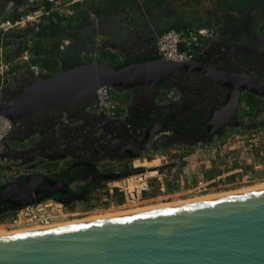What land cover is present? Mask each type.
<instances>
[{"label":"water","instance_id":"obj_1","mask_svg":"<svg viewBox=\"0 0 264 264\" xmlns=\"http://www.w3.org/2000/svg\"><path fill=\"white\" fill-rule=\"evenodd\" d=\"M192 70L229 88L226 103L206 122L210 130L225 124L230 111L239 107L243 90L264 95V78L215 70L197 57L173 61L158 55L119 68L107 58L38 73L16 97L0 103V114L15 126L33 112L70 106L92 96L99 85H110L118 94L128 93L135 85H155L179 71ZM160 124L162 127L151 131L145 141L161 138L165 123ZM260 124H264V118L255 126ZM7 144L12 150H21L13 142ZM149 168L133 167L126 174ZM33 178L5 183L0 188V201L16 207L46 197L48 193L40 192ZM0 264H264V186L150 211L0 236Z\"/></svg>","mask_w":264,"mask_h":264},{"label":"flooded vegetation","instance_id":"obj_2","mask_svg":"<svg viewBox=\"0 0 264 264\" xmlns=\"http://www.w3.org/2000/svg\"><path fill=\"white\" fill-rule=\"evenodd\" d=\"M219 24L210 27L212 34L207 44L194 57L206 61L215 70L264 78V39L258 44L250 32L228 26L224 29L225 24L218 28ZM122 32L125 34L121 39L128 38L130 46L123 54L124 59L142 61L155 57L136 58L159 55L155 27L137 37L129 31ZM26 74V78L20 79L17 73L13 82L0 88V103L16 97L37 76L31 71ZM228 91L229 88L201 71H179L161 83L139 84L128 93H120L112 114L96 108L95 94L70 106L33 112L11 125L0 145V184L25 182L28 177L33 178L31 174H43L33 179L40 192L48 193L46 197H64L72 204L78 201L84 208L99 207L109 196L119 198L118 192L110 191V187L124 185L126 172L138 167L131 165L134 158L173 146L193 149L213 141L227 129L264 126H255L259 119L250 121L247 116H240L238 107L230 111L225 124L210 130L206 122L226 103ZM165 92L169 96L162 103L155 102ZM250 92L242 91L239 106L242 96ZM66 115L67 119L62 121ZM159 120L165 123L161 138L145 141L151 131L162 127ZM61 123L59 131H55ZM8 142L19 145L21 150L10 149ZM120 191L125 192L123 188ZM103 192L105 196L101 198ZM8 206L11 207L10 203L0 201V210Z\"/></svg>","mask_w":264,"mask_h":264},{"label":"rangeland","instance_id":"obj_3","mask_svg":"<svg viewBox=\"0 0 264 264\" xmlns=\"http://www.w3.org/2000/svg\"><path fill=\"white\" fill-rule=\"evenodd\" d=\"M174 3L175 2H172V5H174ZM242 4L245 5L242 1L233 4L230 0L229 3L225 4L227 13L233 12L232 8L241 6ZM70 6H63L60 11H62V13H68L70 12ZM201 6L199 13L203 15L205 12L204 5ZM250 7L254 8L252 13H257L259 8L264 10V5L260 6L259 3L255 2L252 3ZM129 10L136 14L139 18V22L145 20L146 23L152 25L154 21L159 19L156 16L150 15L149 7L141 0L133 2ZM144 16L149 19V22ZM197 17L198 15L194 16L195 19ZM161 21L167 22L166 19ZM161 21H157V24H160ZM224 24V29L228 26L230 28H237L240 31L250 32L255 36V42L257 43V38L260 36L258 33L263 34L261 35L262 38H260L261 41L264 39V28H262L263 24L261 26L260 14L258 17L248 16L242 19H229L226 23H220L218 28L222 27ZM148 29L149 28L145 29V31ZM207 31L209 33L207 32L208 34L202 37V42L208 39L206 38L207 36L212 34L211 29L209 30V28H207ZM159 34H157V37ZM207 41L208 40L204 41L202 45ZM7 59H9L10 62H14L12 58ZM15 68L17 69V67ZM242 97H244V95ZM246 107V103L241 99V105L239 106L240 112L243 113ZM261 118H264V109L258 110L250 121ZM243 134L244 136H242ZM263 138L264 126L254 129L234 128L227 129V131L221 136L216 137L213 141L196 145L193 149L182 150L179 147L173 146L162 151H151L150 154L144 157L134 158L131 162V165L135 164L132 165V167L140 165L144 167L163 165V168L161 167L158 168V170L155 169V172L148 173L152 181L147 193H143L140 198L128 196L127 199L125 193L120 190L117 191V188H115L117 186H115L114 192H118L119 198L116 196L114 200L109 196L110 199L107 198L105 203L101 204L99 207H97V205L88 206L85 213L71 216L70 218H63L61 221L95 216L104 212L134 209L159 202L167 201L171 203V201L175 202V200L179 201L195 197H206L208 195L222 192L227 193L254 185H262L264 184V154L259 153V147L260 149L264 148ZM245 139H248V142L252 143L249 147L242 144V141ZM161 154L166 155L169 164H164V158ZM165 174L167 175L165 176ZM131 175L133 174H127L128 179L124 180V185H126L127 181L135 178V176L130 177ZM156 175H160L161 179H157ZM104 193L105 192L100 193L101 198L105 196ZM1 228H4L3 225H0V229Z\"/></svg>","mask_w":264,"mask_h":264},{"label":"built area","instance_id":"obj_4","mask_svg":"<svg viewBox=\"0 0 264 264\" xmlns=\"http://www.w3.org/2000/svg\"><path fill=\"white\" fill-rule=\"evenodd\" d=\"M48 2L37 0H26L21 12L15 17L0 18V31H7L12 28L24 27L28 25L41 23L45 18L52 16L53 13L62 14L61 7H69L71 4L83 0H47ZM55 15V14H54ZM207 27H187L185 29L169 28L162 31L156 39V49L160 56L173 61H188L194 58L197 47L202 37L206 36ZM13 62L5 57L4 46H0V87L9 79L14 77L18 70ZM34 73L38 74V69L32 66ZM95 105L98 110L112 114L118 104L114 96L112 87L107 84L99 85L95 90ZM12 122L3 114H0V145L10 130ZM241 135V133H240ZM244 136V134L242 135ZM247 136V135H246ZM248 139L242 141V144L249 147L252 143ZM264 144V138L262 139ZM257 144V143H255ZM263 149V150H261ZM259 147V153L264 154V148ZM261 150V151H260ZM164 164H169L165 154ZM163 165H155V169ZM163 168V167H162ZM155 170V171H156ZM147 171V170H146ZM145 172L135 173L134 179L126 182V185H118L115 188H123L125 197L140 198L147 192L151 186V177ZM167 174H165L166 176ZM161 179L160 175H156ZM128 179V177H124ZM110 191L114 187H110ZM87 208L82 207L78 201L73 204L64 202L55 197H44L35 200L29 204H23L11 207L4 215L0 217V225L13 228L25 225H39L51 222L57 219L70 218L85 213Z\"/></svg>","mask_w":264,"mask_h":264},{"label":"crops","instance_id":"obj_5","mask_svg":"<svg viewBox=\"0 0 264 264\" xmlns=\"http://www.w3.org/2000/svg\"><path fill=\"white\" fill-rule=\"evenodd\" d=\"M25 1L26 0H0V18L13 17L17 15L19 12H21ZM111 2H113V0H111ZM133 2L123 6L121 10L116 9L117 5L114 4L115 2H113L114 6L109 5L108 0H83L72 4L69 8L70 12L63 13L65 18L63 20H58L59 23L65 24V32L70 36L68 40L66 39L65 41L66 44L64 49L58 54H53L52 59L49 62H43L47 57L46 53H41L39 56H37L34 51L32 52L31 50L27 49L23 50L19 55L12 58V60H14V66L17 67V73L21 76L20 79H22V77L26 78V72H34L32 66L37 67L38 73H51L58 71L63 65H74L78 61H94L99 59L105 60L108 53H112L116 56V58H123L124 52L127 53V50L130 49V46L128 45V38L125 37L121 39V36L125 34V32L120 33V31H129L131 35H135L137 37L140 34H143L145 29L154 26V23L151 25L146 23L145 20L139 22V18L136 16V14L129 10ZM259 5H264V3L260 2ZM210 6L211 1L207 0L206 6H204V11L209 12L211 10ZM101 7H103V9H101ZM213 8H215V6ZM259 10L261 11V26L263 24L262 28H264V10L262 8ZM127 13L133 14L134 16L132 15L131 17L129 16L126 18L125 14ZM82 14L86 15H84L82 18ZM52 17L53 19L61 18L57 15H53ZM144 18L149 22V19H147L146 16H144ZM235 19H238V17ZM45 21H47V18H45L41 23H44ZM81 22L84 24L80 26L79 24H81ZM193 26L198 27L196 25ZM199 27H207L211 29L209 25H201ZM0 32L3 34L2 31ZM258 34L260 35L257 38L259 44V42L261 43L260 38H262L261 35L263 34ZM209 37L210 36H207L206 38L209 39ZM50 39V35H46L45 42L47 43V47L49 49L52 46L49 42ZM208 39L203 40V42ZM2 41L3 36L0 34V46H4V51L6 52L10 49L11 45H2ZM31 42L32 40L28 39L27 43L31 44ZM203 42L201 41V43L198 45L196 50L197 53L201 52L204 46L207 44L206 42L202 45ZM22 46L23 43L20 42V47ZM15 79L16 77H12L3 85L9 84ZM113 93L115 98L119 100L120 94L114 90ZM165 93L166 94H162L156 98V101L158 100V102L162 103L165 99V96L169 92ZM125 96L127 97L129 95L126 94ZM121 109L123 108L121 107ZM10 174L11 173H8V175Z\"/></svg>","mask_w":264,"mask_h":264},{"label":"trees","instance_id":"obj_6","mask_svg":"<svg viewBox=\"0 0 264 264\" xmlns=\"http://www.w3.org/2000/svg\"><path fill=\"white\" fill-rule=\"evenodd\" d=\"M41 1V0H37ZM43 2H48L47 0H42ZM95 1V0H93ZM133 1L139 0H113L116 4V9L121 10L123 6L130 4ZM145 2V4L149 7V12L151 16H156L161 20H167V22L161 21L160 24H157V21H154V26L157 29V34L169 28H177V29H185L187 27H191L193 25L201 26V25H209L212 27L214 23H224L229 19L235 18H244L248 16L258 17L260 14V10L257 13H252L254 8H251L250 5L252 3H264V0H231L234 3L236 2H244L245 5L237 6L232 8L233 12L227 13L226 3H229L230 0H210L211 6L210 11H205L203 15L199 13L201 5L206 6L207 0H141ZM203 1V2H202ZM26 2V1H25ZM111 0H108L109 5L114 6ZM172 2H175L172 5ZM215 6V8H213ZM103 9V7H101ZM260 9V8H259ZM207 12V13H206ZM20 13V12H19ZM18 13V14H19ZM17 14V15H18ZM57 15L53 13V15ZM52 15V16H53ZM86 15V14H84ZM82 14V18L84 17ZM133 14H125V17H131ZM195 15H198V19L194 18ZM16 16V15H15ZM13 16V17H15ZM52 16L47 17V21L40 24H33L24 27L12 28L7 31H2L3 36L2 45H11L10 49L5 52L6 58H14L19 55L23 50H31L32 52L39 56L41 53H46L47 57L45 61L49 62L52 59L53 54L60 53L66 44V39L70 37L68 33L65 32V24L59 23L58 20L64 19L65 16L62 14H58V19H53ZM134 16V15H133ZM202 18V19H201ZM161 19V20H160ZM84 24L81 22L80 26ZM78 25V26H79ZM150 29V28H149ZM152 29V27H151ZM46 35H50V43L51 48L47 47V43L45 42ZM28 39H31V44H28ZM20 42L23 43V46L20 47ZM1 44V43H0ZM157 55L152 54L149 56H144L138 59H144L148 57H156ZM112 61V64L119 68L129 63L131 60L124 59L121 57L116 58L112 53H108L106 55ZM101 60V59H99ZM163 82L160 80L159 83ZM247 104V108L240 116H247L248 119H253V116L257 113L258 110L264 109V95L255 94V93H247L244 97L241 98ZM2 184H0V187ZM11 207H7L3 210H0V217L4 215Z\"/></svg>","mask_w":264,"mask_h":264},{"label":"bare ground","instance_id":"obj_7","mask_svg":"<svg viewBox=\"0 0 264 264\" xmlns=\"http://www.w3.org/2000/svg\"><path fill=\"white\" fill-rule=\"evenodd\" d=\"M151 172H155L154 166L149 168L146 171V174L148 175V173H151ZM259 186H264V184L254 185V186H250L247 188H241V189H237L234 191L249 189V188H254V187H259ZM230 192H232V191H230ZM224 193H226V192H224ZM219 194H223V192L218 193V194H214V195H219ZM214 195H208L206 197H210V196H214ZM206 197L205 196L195 197V198H189V199L179 200V201L175 200V202L171 201V203L167 202V201L166 202H159L156 204L144 205L142 207H137L134 209L104 212V213H99L95 216H89V217L87 216L84 218H78V219L76 218V219H71V220H67V221H61L62 219H57V220H53L51 222L39 224V225H25V226L13 227V228L3 226L4 228L0 229V230H3V231H0V236L12 235V234L22 233V232H29V231L38 230V229L40 230V229H47V228L64 226V225L91 222V221H96V220H100V219H106V218L128 215V214H133V213H138V212L150 211V210H155V209H160V208L169 207V206H173V205H178L181 203H185V202H189V201H193V200H197V199H201V198H206Z\"/></svg>","mask_w":264,"mask_h":264}]
</instances>
